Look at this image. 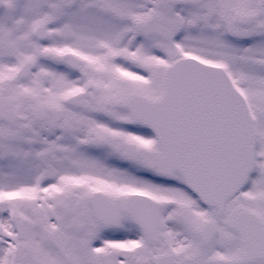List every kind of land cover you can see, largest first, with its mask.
Masks as SVG:
<instances>
[{"label": "snow or ice", "instance_id": "1", "mask_svg": "<svg viewBox=\"0 0 264 264\" xmlns=\"http://www.w3.org/2000/svg\"><path fill=\"white\" fill-rule=\"evenodd\" d=\"M0 264H264V0H0Z\"/></svg>", "mask_w": 264, "mask_h": 264}]
</instances>
